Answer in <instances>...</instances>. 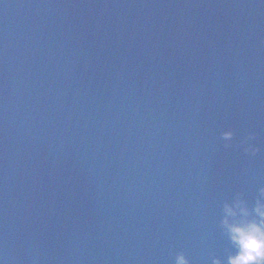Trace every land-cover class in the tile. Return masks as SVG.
Segmentation results:
<instances>
[{
	"label": "water",
	"instance_id": "95a60500",
	"mask_svg": "<svg viewBox=\"0 0 264 264\" xmlns=\"http://www.w3.org/2000/svg\"><path fill=\"white\" fill-rule=\"evenodd\" d=\"M261 187L264 0H0L3 264H226Z\"/></svg>",
	"mask_w": 264,
	"mask_h": 264
},
{
	"label": "clouds",
	"instance_id": "9594fccd",
	"mask_svg": "<svg viewBox=\"0 0 264 264\" xmlns=\"http://www.w3.org/2000/svg\"><path fill=\"white\" fill-rule=\"evenodd\" d=\"M232 138V131L221 133L222 140L231 141ZM250 139L251 135L238 146H242L246 153L255 155L258 149L247 143ZM221 227L234 250L227 256L226 264H264V187L258 190V197L251 209L239 197L231 204L226 203ZM0 264L3 262L0 261ZM175 264H188V261L182 253H178ZM213 264H220V261L214 259Z\"/></svg>",
	"mask_w": 264,
	"mask_h": 264
}]
</instances>
